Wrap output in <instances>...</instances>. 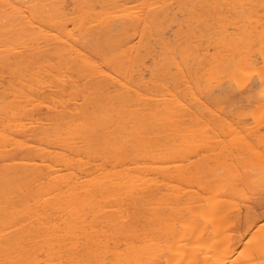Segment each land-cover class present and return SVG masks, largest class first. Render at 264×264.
<instances>
[{
	"label": "bare ground",
	"instance_id": "6f19581e",
	"mask_svg": "<svg viewBox=\"0 0 264 264\" xmlns=\"http://www.w3.org/2000/svg\"><path fill=\"white\" fill-rule=\"evenodd\" d=\"M0 264H264V0H0Z\"/></svg>",
	"mask_w": 264,
	"mask_h": 264
}]
</instances>
